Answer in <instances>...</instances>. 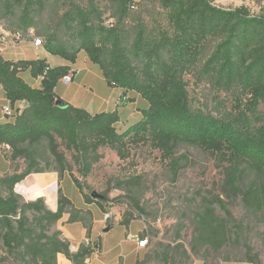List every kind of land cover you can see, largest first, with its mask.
<instances>
[{
  "label": "trees",
  "instance_id": "trees-1",
  "mask_svg": "<svg viewBox=\"0 0 264 264\" xmlns=\"http://www.w3.org/2000/svg\"><path fill=\"white\" fill-rule=\"evenodd\" d=\"M107 1L116 5L109 14L114 22L109 24L93 1L83 6L73 0H0V23L6 24V31L26 34L33 30L47 52L70 63L82 50L99 67L108 87L122 89L119 104L134 100L129 92L147 101L146 107L139 108L140 119L123 128L117 110L90 113L69 103L56 104L55 85L69 73L68 65L51 67L43 57L14 60L0 54V85L6 99L11 107L23 103L0 123V146L8 145L9 159H22L24 164L21 172L16 169L0 178V187L8 191L5 196L0 194V228L7 252L24 264L28 260L56 264L59 253L73 264H85L99 247L98 243L97 247L80 245L72 252L60 231L48 233L64 214H68V222H80L90 229L91 211L74 207L61 189L55 211L46 208L43 198L21 203L14 192V186L26 176L49 168L60 179L67 171L82 192L64 151L86 175L100 146L114 149L124 158V150L131 145L150 142L170 160L175 177L183 160L173 157L179 144L200 141L220 149L224 143L233 156L264 170V133L244 136L235 132L231 116H214L193 107L183 79L192 64L183 32L193 9L201 16L202 28L226 34L221 52L227 66L217 73L219 84L237 81L243 89H254L264 98V15H252L244 6L225 10L212 5L213 0H158L166 23L161 25L132 15L131 0ZM58 31L64 35L59 36ZM25 71L40 78L39 88L24 81L21 73ZM84 200L88 204L94 201L88 195ZM97 205L104 208L100 200ZM27 211L33 212L31 219ZM119 224L128 225V219Z\"/></svg>",
  "mask_w": 264,
  "mask_h": 264
},
{
  "label": "rangeland",
  "instance_id": "rangeland-1",
  "mask_svg": "<svg viewBox=\"0 0 264 264\" xmlns=\"http://www.w3.org/2000/svg\"><path fill=\"white\" fill-rule=\"evenodd\" d=\"M73 1L83 6L93 1L103 12L102 20L106 24L114 22L109 14L116 10L115 4L107 0ZM211 4L225 10L244 6L252 15H264V0H213ZM129 10L150 24L155 21L166 25L164 10L158 0H131ZM201 20L198 11L192 9L183 32L192 59L190 68L183 75L191 105L214 116L229 115L236 122L235 132L247 137L259 136L264 133V98L258 97L254 89H243L237 81L219 84L217 73L224 72L227 66L221 52L226 44V34L202 28ZM5 28L6 24L1 22L0 32L6 31ZM58 34L64 35L62 31ZM84 54L80 53L75 60L80 65H83ZM91 76L97 90L99 83L106 84L96 65ZM128 103L129 108L147 106L141 96ZM64 152L82 192L67 171L60 179L58 173L49 168L40 173L46 174L48 181L33 186L32 191L28 192L29 188L20 183H28L27 177L31 178L33 173L14 186L21 203L43 198L46 208L55 211L59 189L73 198L76 208L84 195L93 198L92 204L97 207V200H100L104 206L103 209L98 207L102 217L106 210L111 215L108 222L128 219L129 224L139 226L142 229L140 235L147 238L143 253L135 264H192L194 259H200L204 264H218L222 260L264 264V170L233 156L232 149H227L224 143L220 149L207 147L200 141L179 144L173 157L183 160L175 177L170 160L150 142L131 145L124 150V158L114 149L100 146L86 175L81 173L80 165L74 163L70 153ZM23 167L22 159L11 161L9 150L1 146L0 178L16 169L21 172ZM0 194L5 196L8 191L0 187ZM26 214L30 219L33 217L32 211ZM54 228L53 224L48 233ZM2 233L0 228L2 264H24L25 261L7 252ZM25 264L36 263L28 260Z\"/></svg>",
  "mask_w": 264,
  "mask_h": 264
},
{
  "label": "crops",
  "instance_id": "crops-1",
  "mask_svg": "<svg viewBox=\"0 0 264 264\" xmlns=\"http://www.w3.org/2000/svg\"><path fill=\"white\" fill-rule=\"evenodd\" d=\"M0 47L2 49L0 54L5 59L16 60L43 57L51 67L68 65L70 70H76V73L71 80L61 78L55 85V92L61 103H69L74 106L83 107L90 113L117 110L121 120L120 126L123 128L126 125L132 124L140 119V107L129 108L128 102L125 105L119 104V96L122 93L121 88H111L108 87L107 84L102 86L100 83L98 90L94 87L92 84L91 72L93 71L95 64L87 58L84 51H79L76 56L77 59L80 53L84 54L83 65H80L76 61L74 63H70L58 55H53L47 52L43 47H35L31 42H28L27 44L18 43L13 47H6V45L2 44ZM96 67L98 66L96 65ZM21 77L31 87H40V78H33L29 71L22 72ZM128 96H132L134 100H136L139 95L129 92ZM7 105L10 104L6 99L2 86L0 85V123L5 120L2 108ZM34 174L35 173H33L31 178L27 177V179L28 183L35 184L31 185L25 182L20 183L21 186L29 188L28 192L32 191L33 186L47 182L49 178L46 174ZM52 174L56 175V173ZM39 178L41 181H39ZM67 197L74 202L70 195H67ZM80 201V204L76 206L82 209H89L92 214L89 231H87V228H85L80 222H68V214H64L61 219L56 222L54 228L60 231L61 236L69 242L70 247H72L71 251L75 252L78 249V243L83 238L88 237L95 243H98L99 247L86 258L85 264H135L137 259L143 253V246H139V242L145 238L140 235L142 229L136 224H119V221L107 223L102 217L97 206L92 203L88 204L84 202L83 198ZM56 264L73 263L64 254L59 253L56 256ZM192 264H204V261L194 259ZM218 264L253 263L249 261L222 260Z\"/></svg>",
  "mask_w": 264,
  "mask_h": 264
},
{
  "label": "built area",
  "instance_id": "built-area-1",
  "mask_svg": "<svg viewBox=\"0 0 264 264\" xmlns=\"http://www.w3.org/2000/svg\"><path fill=\"white\" fill-rule=\"evenodd\" d=\"M21 42H31L33 46L39 47L42 45V41L39 37L34 36L33 30H29L26 34H23L22 32H9V31H2L0 32V45L4 44L6 47H13L18 43ZM2 51L0 47V52ZM76 70H70L67 75H65L63 78L66 80H71L72 77L75 75ZM23 103H18L15 107H11L10 105L4 106L2 108L3 114L5 117H11L16 112L18 108H22ZM4 148L9 149L8 145H4ZM103 218L106 222H108L111 219V215L109 213V210H106V212L103 215ZM147 243V238H143L139 242V246H144ZM80 245L83 246H91V247H97V244L92 241L90 238L85 237L83 238L79 243L78 247ZM70 250H72V247H70Z\"/></svg>",
  "mask_w": 264,
  "mask_h": 264
},
{
  "label": "water",
  "instance_id": "water-1",
  "mask_svg": "<svg viewBox=\"0 0 264 264\" xmlns=\"http://www.w3.org/2000/svg\"><path fill=\"white\" fill-rule=\"evenodd\" d=\"M56 104H57V105H61V106L65 105V103H61L59 100L57 101ZM98 196H99V195H98Z\"/></svg>",
  "mask_w": 264,
  "mask_h": 264
}]
</instances>
